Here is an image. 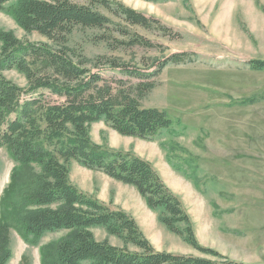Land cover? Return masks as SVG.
Returning a JSON list of instances; mask_svg holds the SVG:
<instances>
[{"label": "trees", "instance_id": "1", "mask_svg": "<svg viewBox=\"0 0 264 264\" xmlns=\"http://www.w3.org/2000/svg\"><path fill=\"white\" fill-rule=\"evenodd\" d=\"M0 12L10 14L27 34L47 40L23 41L12 32L0 31V149L15 162L0 197V264L12 258V231L31 246H38L47 234L66 232L40 247L41 264H247L197 243L190 217L150 163L90 139L91 126L100 122L123 137L144 141L170 129L173 121L165 111L143 108L141 102L156 88L164 69L183 62L187 55H173L143 72L114 57L88 59L70 46V38L77 28L102 30L109 34L96 41L105 42L111 52L152 49L150 41L130 28L150 30L158 22L118 0H0ZM100 67L137 84L126 90L119 86L122 80H115L114 88L100 72H93ZM253 68L263 71L264 62H255ZM10 71L24 75L27 86L7 79L4 74ZM50 96L61 102L51 101ZM72 161L135 188L169 232L209 257L156 251L130 215L111 210L71 185ZM94 228L120 239L123 247L97 241ZM26 262L23 257L21 263Z\"/></svg>", "mask_w": 264, "mask_h": 264}, {"label": "rangeland", "instance_id": "2", "mask_svg": "<svg viewBox=\"0 0 264 264\" xmlns=\"http://www.w3.org/2000/svg\"><path fill=\"white\" fill-rule=\"evenodd\" d=\"M123 2L158 22L150 30L130 28L154 48L111 52L105 42L96 41L108 31L81 28L70 38V46L88 59L114 57L143 72L173 55L186 54L183 62L164 69L156 88L141 102L143 108L165 111L173 126L160 131L153 141H144L123 137L100 122L91 126V141L150 163L180 200L202 248L231 261L264 264V70L253 68L255 62H264V0ZM0 31L12 32L23 41L47 42L37 33L24 32L7 12H0ZM92 70L114 88L115 80H122L119 86L126 90L137 84L109 67ZM4 75L20 87L27 86L17 71ZM14 166L8 152L0 149V197ZM69 170L71 185L111 210L130 215L156 251L209 257L169 232L135 188L75 161ZM178 226L185 229L184 224ZM92 232L99 242L123 247L103 228ZM65 233L47 234L38 246H31L12 231L8 264H22L23 257L27 264H41L40 247Z\"/></svg>", "mask_w": 264, "mask_h": 264}, {"label": "crops", "instance_id": "3", "mask_svg": "<svg viewBox=\"0 0 264 264\" xmlns=\"http://www.w3.org/2000/svg\"><path fill=\"white\" fill-rule=\"evenodd\" d=\"M118 1H120V2L124 3V2H123V0H118ZM124 4H125V3H124ZM126 5H127V4H126ZM127 6H128V5H127Z\"/></svg>", "mask_w": 264, "mask_h": 264}]
</instances>
